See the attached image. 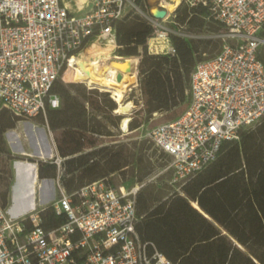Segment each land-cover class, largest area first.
<instances>
[{
  "label": "built area",
  "instance_id": "2783aa9c",
  "mask_svg": "<svg viewBox=\"0 0 264 264\" xmlns=\"http://www.w3.org/2000/svg\"><path fill=\"white\" fill-rule=\"evenodd\" d=\"M168 1L91 0L86 12H75L67 0H0L2 108L18 122L41 117L50 130L47 110L61 107L53 88L64 81L69 58L80 54L86 62H124L125 56H116L117 25L134 16L151 27L145 44L131 56L136 59L137 82L127 94L133 105L143 106L144 47L149 54L177 56L173 36L198 38L178 17L184 8L193 10L215 27L209 38L221 40V47L191 71L185 112L149 133L155 147L170 158L167 169L184 185L216 161L224 142L239 141L242 131L264 121V0H180L174 11H169ZM155 9H165L166 15L157 18ZM95 39L113 46L108 55L85 53ZM134 90L137 96L131 97ZM52 141L56 198L42 204L40 193L48 179H39L38 163L32 178L33 204L26 213L13 215L9 201L0 196V264H175L137 229L143 218L137 197L145 182L117 187L104 177L68 192L62 179L65 157ZM47 209L61 220L52 228L44 225Z\"/></svg>",
  "mask_w": 264,
  "mask_h": 264
},
{
  "label": "trees",
  "instance_id": "16d2710c",
  "mask_svg": "<svg viewBox=\"0 0 264 264\" xmlns=\"http://www.w3.org/2000/svg\"><path fill=\"white\" fill-rule=\"evenodd\" d=\"M178 17L180 23H188L190 28L196 20L204 24L202 18L187 8ZM150 33L151 27L138 16L121 21L117 25L120 47L116 54L137 55L139 46L145 44ZM172 40L177 50L174 57L149 54L144 47L140 85L145 102L140 110L146 113V119L153 112L178 107L187 98L185 74L198 48L192 41L177 36ZM71 75L73 70L67 67L64 79H70ZM71 86L87 98L82 85L72 83ZM53 91L60 96L61 107L47 110L49 127L62 131L57 147L59 154L65 158L73 156L64 161L65 173L69 176L64 186L68 192L128 165L129 155L124 148L114 150L104 146L86 152V148L98 143L93 136H110L111 131L62 83L57 81ZM108 94H103L104 106L94 100L90 104L117 124L116 117L111 115L116 103ZM17 122L18 118L9 110H0V143L4 132L15 128ZM142 124L143 119L133 118L130 130ZM56 172L55 167H39L40 178H55ZM4 186L6 190L1 196L7 203L9 182ZM181 187L182 196L174 193L164 200L142 199L138 194V211L141 214V206L144 214L137 229L143 239L153 241L157 250L175 264H264V121L255 129L242 131L239 141L224 142L216 161ZM195 202L227 234L201 213ZM43 217L47 228L61 221L52 209H47Z\"/></svg>",
  "mask_w": 264,
  "mask_h": 264
},
{
  "label": "rangeland",
  "instance_id": "374dc122",
  "mask_svg": "<svg viewBox=\"0 0 264 264\" xmlns=\"http://www.w3.org/2000/svg\"><path fill=\"white\" fill-rule=\"evenodd\" d=\"M67 1L74 3V0ZM90 2L91 0H79L78 5L80 8H82V6H87ZM85 8L82 9V12H86L88 10V7L86 9ZM198 17L201 18L199 15ZM194 25L195 26H191V28L188 25V31L191 34L198 36V38L191 40L194 46H197L198 49L196 55L193 56V59L188 65V71H186L185 74L186 85H188L190 73L193 70L196 62L214 56L219 51L222 44L221 40L209 38V35L215 32V27L211 23L209 24L207 21H204L202 26L201 21L196 20ZM107 53L108 52H102L97 54V56L99 58H103L108 55ZM261 56L264 59V48L261 50ZM89 61H92V59ZM111 63L114 66V70L116 69L118 73L126 71L128 66V63L119 61H112ZM120 63L125 66V69L120 68ZM75 68L77 69V67ZM81 80L82 82L79 80L76 72L73 71V75H71L70 79H64V81L59 80V82L62 83L71 93L77 96L79 100L85 105L87 111L95 114L105 125H107L108 129L112 133L110 136H93L98 139V143L93 147L86 148L85 151L87 152L91 151L92 149H99L101 147L107 146L113 148L114 150L124 148L127 155H129L128 165L108 175L110 181L117 187L122 184L126 185L127 187H132L137 183L141 184V182H145L139 192V195H141L142 199L154 197L164 200L174 193L181 195V181L175 177L173 170L167 169L170 158L155 147L149 138V133L155 126L180 117L188 107V98H186L185 102L178 107L170 110L153 112L152 115L147 119L146 113L140 110L144 108V105L140 106L135 104L128 113V116H130L131 120L133 118L138 120L143 119V124L139 128L126 132L122 131L120 128L121 121L125 115L118 114L116 111L112 110L111 115L116 117L115 121L117 123L113 124L108 118H105L103 114L98 113L90 104V101L94 100L98 101L100 105L104 106L106 104V97H104L103 94L109 92H105L106 90L99 91L97 89L94 90L97 91V93L92 92L93 90H90L88 86L83 83L85 80L82 78ZM72 83H78L82 85L86 89L87 98L80 96L79 93L76 92L71 86ZM135 95L137 96L136 90L131 93V97ZM108 97H110L116 103L115 99H113L110 94H108ZM143 102H145L144 95ZM117 106L118 104L116 103V108ZM1 109L2 106L0 104V110ZM50 130L52 131V135ZM50 130L46 122L41 117H39L29 122H17L15 128L8 129L4 132L2 142L0 143V196L1 193L6 190V187L4 186L6 181L9 182L10 186L12 185V192H14L15 189H18L20 180L23 176H26V183L32 185L33 177L31 172L37 163L38 167H42L43 169H52L55 167L57 170V165L54 162L55 160L52 159V154L54 153L51 149L53 143L52 137L58 147V141L61 137L62 131L53 130L51 128ZM24 152L32 153L35 156H25L22 154ZM42 152L44 153L42 155L44 158L43 160L40 159ZM71 157L73 156L66 158L69 159ZM99 158L100 156H98L96 159ZM19 168L21 171H18ZM46 178L48 180L44 182L40 193L42 204H47L56 198L54 185L51 181L53 177ZM68 178L69 176L65 173L64 169L62 176L63 182ZM39 179L43 180L45 178ZM29 201L30 198H26V205ZM140 211L141 214H144L141 206Z\"/></svg>",
  "mask_w": 264,
  "mask_h": 264
},
{
  "label": "bare ground",
  "instance_id": "6f19581e",
  "mask_svg": "<svg viewBox=\"0 0 264 264\" xmlns=\"http://www.w3.org/2000/svg\"><path fill=\"white\" fill-rule=\"evenodd\" d=\"M180 4V0H169L167 2V7L169 11H174ZM112 45L107 43H102L96 39L93 41V44L85 50V53L99 54L102 52H109L112 49ZM119 56V55H116ZM118 59H122L118 57ZM67 67L72 69L78 75L79 80L82 82L81 78L89 83L90 86L100 87L103 91H110L115 98L116 103L118 104L116 108V113L125 115L121 121V130L127 131L128 123L130 122V116L128 113L134 107L133 103L128 100V90L130 86H133L137 82L136 73L134 70V63L136 59L132 57H126L124 63H128L127 69L124 72H119L115 69L112 63L109 65H103L97 59L92 60L91 62H86L82 60L80 54H76L69 58ZM120 68L125 69V66L120 63ZM77 67V69L75 68ZM78 71V72H77ZM109 73V74H108ZM81 76V78H80ZM41 153V152H40ZM25 156L34 157L32 153L24 152L22 153ZM44 153L42 152L40 158H43ZM19 167V165H18ZM22 167V166H21ZM20 167V168H21ZM19 168L18 171H21ZM32 177L35 174V169L31 172ZM33 184L31 185V189ZM200 211L196 203H193Z\"/></svg>",
  "mask_w": 264,
  "mask_h": 264
},
{
  "label": "crops",
  "instance_id": "0c3cea01",
  "mask_svg": "<svg viewBox=\"0 0 264 264\" xmlns=\"http://www.w3.org/2000/svg\"><path fill=\"white\" fill-rule=\"evenodd\" d=\"M77 2H79V0H77ZM70 5L75 12H81L83 7L87 8L88 5H90V3L87 6H82L81 4L82 8H80V6L77 3H75V1L74 3H70ZM26 184H27L26 176H23L20 180V185L17 190L15 189V191L12 192L11 191L12 185L10 186L8 201L11 205V211L15 216L26 213L32 207L33 201L31 199V184L30 185L29 184L26 185ZM26 198H30V201L28 202L27 205H26Z\"/></svg>",
  "mask_w": 264,
  "mask_h": 264
},
{
  "label": "water",
  "instance_id": "95a60500",
  "mask_svg": "<svg viewBox=\"0 0 264 264\" xmlns=\"http://www.w3.org/2000/svg\"><path fill=\"white\" fill-rule=\"evenodd\" d=\"M154 15L157 17V18H163L165 15H166V10L165 9H155L154 10ZM182 196V195H181ZM32 199V198H31ZM189 201V200H188ZM190 202V201H189ZM191 203V202H190ZM197 205H198V203L197 202H195ZM192 204V203H191ZM194 206V205H193ZM198 207L200 208V206L198 205ZM196 208V207H195ZM198 209V208H197ZM201 209V208H200ZM202 210V209H201ZM203 211V210H202ZM201 213H203L208 219H210L212 222H213V224H215V226H217L218 227V224H217V222L214 220V219H212L208 214H206L204 211L203 212H201ZM219 228V227H218ZM220 229V228H219ZM224 234H227V232L224 230V229H220ZM240 246V245H239Z\"/></svg>",
  "mask_w": 264,
  "mask_h": 264
}]
</instances>
